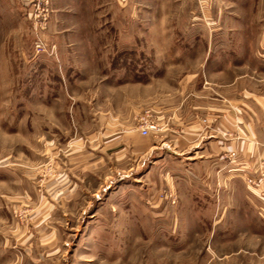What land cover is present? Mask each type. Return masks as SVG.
I'll return each instance as SVG.
<instances>
[{"label": "rangeland", "instance_id": "1", "mask_svg": "<svg viewBox=\"0 0 264 264\" xmlns=\"http://www.w3.org/2000/svg\"><path fill=\"white\" fill-rule=\"evenodd\" d=\"M40 9L35 20L25 0H0V264H264V141L236 171L240 185L223 196L205 188L221 195L211 209L223 219L198 220L190 174L170 158L140 164L123 147L107 158L106 140L91 138L109 104L140 97L138 131L142 116L158 119L191 89L221 93L239 115L256 106L264 129V0ZM234 127L226 139L239 153L250 134ZM161 133L150 135L158 145L172 140Z\"/></svg>", "mask_w": 264, "mask_h": 264}, {"label": "crops", "instance_id": "2", "mask_svg": "<svg viewBox=\"0 0 264 264\" xmlns=\"http://www.w3.org/2000/svg\"><path fill=\"white\" fill-rule=\"evenodd\" d=\"M121 100V104H109L104 122L91 137L106 140L101 148V156L108 158L110 155H120L123 147L129 156L138 158L140 164L150 159L153 160L151 165L155 166L170 158L178 170H185L190 174V218L223 219L220 205L217 210L211 209L216 206L217 200L218 204L222 201L221 195L219 194L215 201L214 196L208 197L205 188L213 186L215 189L217 186L223 196L226 185H240L241 179L236 171L243 165L252 164L248 159L255 152L253 141H264L261 115L254 109L256 106L249 112L243 110L244 113L239 115L228 108V100L221 93L214 95L191 89L178 105H168L157 110L159 122L166 124V127L168 123L172 125L171 130L167 131L166 128V131L161 133V140L164 137H170L172 140H162L158 145L152 136L144 138L136 130L134 116L142 99H131L127 96ZM179 125L180 129L176 127ZM235 125L248 130L250 134V143L239 153L233 152L232 142L226 139V133L234 130ZM116 149L120 152L114 153ZM91 169H94L93 163ZM215 230L218 236L227 235V231L221 226H215ZM204 232L210 230L202 233ZM220 241L224 240L221 238Z\"/></svg>", "mask_w": 264, "mask_h": 264}, {"label": "built area", "instance_id": "3", "mask_svg": "<svg viewBox=\"0 0 264 264\" xmlns=\"http://www.w3.org/2000/svg\"><path fill=\"white\" fill-rule=\"evenodd\" d=\"M46 0H25V5L28 7L30 5H32L33 7V16L34 19L36 20V18L38 19V15H35V12H40V10L43 12V9H40L41 6H43V4H45ZM40 14V13H39ZM30 16H32V13L30 14ZM42 19H44V17H42ZM38 22V20H37ZM37 26V25H35ZM41 42H39L37 45L38 48L40 49L41 47ZM205 123V121H203ZM138 132L139 134L146 138L149 137L152 133L154 134H158L163 132L164 130H166V124H161L157 117L154 116L153 114L150 113H146L145 116H142L139 120H138ZM261 173L260 176L262 178V182L264 183V166H261ZM247 176V175H246ZM247 182L249 185L254 186L256 183V178L254 176H248Z\"/></svg>", "mask_w": 264, "mask_h": 264}]
</instances>
